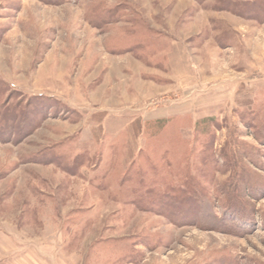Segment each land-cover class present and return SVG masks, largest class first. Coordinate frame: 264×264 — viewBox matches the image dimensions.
Here are the masks:
<instances>
[{"label":"rangeland","instance_id":"rangeland-1","mask_svg":"<svg viewBox=\"0 0 264 264\" xmlns=\"http://www.w3.org/2000/svg\"><path fill=\"white\" fill-rule=\"evenodd\" d=\"M0 264H264V0H0Z\"/></svg>","mask_w":264,"mask_h":264},{"label":"trees","instance_id":"trees-1","mask_svg":"<svg viewBox=\"0 0 264 264\" xmlns=\"http://www.w3.org/2000/svg\"><path fill=\"white\" fill-rule=\"evenodd\" d=\"M52 1H54V0H52Z\"/></svg>","mask_w":264,"mask_h":264}]
</instances>
